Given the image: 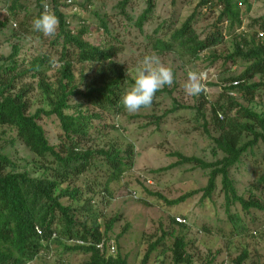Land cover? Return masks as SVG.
<instances>
[{"label": "rangeland", "instance_id": "obj_1", "mask_svg": "<svg viewBox=\"0 0 264 264\" xmlns=\"http://www.w3.org/2000/svg\"><path fill=\"white\" fill-rule=\"evenodd\" d=\"M57 1L71 30L76 31L82 24L86 25L89 31L84 39L91 44L121 48L113 60L123 67L128 79H133L134 70L142 58L153 53L170 66L174 73L172 85L165 86L164 91L154 97L153 105L131 114L124 109L117 113L103 112L99 120H94L95 128L91 129L90 137L78 148L79 151L83 152L87 148L94 152L112 148L123 151L130 148L132 165L119 180L110 181L108 188L104 189L109 170L102 157L94 153L89 168L72 183L82 191L80 199L73 206L82 208L89 200L92 208L90 216L96 217L101 230L106 220L116 218L108 236L116 243V251L126 257L127 264H141L149 244L159 238L163 229L172 228L169 221L176 216L187 219L188 224L183 228L177 225L174 228L176 234H183L187 243L186 251L193 264H202L208 260H213V264H233L232 260L243 250L248 251L243 264H264V211L250 209V214H246L237 203L230 204L227 211L219 178L212 195L201 199L200 189L207 183L208 170H201L191 164L163 169L176 161V157L171 155L173 152L195 156L207 162L223 156L218 149H214L210 137L216 134L210 122L211 108L221 95L224 97L223 83L240 76L247 63L236 58L234 62L218 59L210 64L205 57L213 53H231L235 34L244 31L253 34L259 29L257 26L248 29V24L250 19L264 16V0H248V11L244 5L240 7V27L228 30L226 22H223L220 25L223 42L202 52L201 60H193L174 51L156 53L152 50L149 38L154 35L167 37L170 28L179 26L193 12L196 16L192 27L200 37H204L213 30L212 25L219 12L215 6L197 7L199 0H155L152 12L139 29L135 21L146 8V0H129L125 7L126 16L118 8L121 0H71L78 8V13H72L71 7L64 0ZM11 2L0 0V18L7 19V25L0 32V65L5 64L12 45H17L19 59L28 60L39 54H48L54 66L50 67L47 74L53 78L59 66L60 52L59 46L51 45L56 34L54 37H44L32 30V20L38 12L36 0H19L20 7L15 9L13 15L6 8ZM42 3L48 4L52 10L51 0H42ZM101 20L106 23L107 32L100 27ZM157 27L158 31L154 32ZM89 69V64H76V80L80 73H86ZM190 71L197 72L204 83V91L199 96H189L186 92L185 84ZM26 81L31 80L26 78ZM248 82H264V75H255ZM30 96L31 113L37 108L47 109L41 92L35 90ZM231 97L264 118V88L255 90L252 101H247L237 89L236 95ZM80 101L72 97L69 103L76 105ZM200 102H203V111L209 122L208 134L204 131L203 119L195 109ZM82 108L88 106L82 105ZM89 111H92L91 108ZM39 123L49 143L57 148L61 143L57 118L42 116ZM255 128L257 130L258 126ZM251 137L246 135L244 141ZM0 140L9 142L4 153L13 166L6 171H26L33 178L51 177L61 171L52 157L46 160L35 157L16 136L13 128L1 126ZM263 168L264 144L258 141L252 151H248L230 170V177L239 195L248 197ZM66 184L62 182L60 187ZM261 189L259 186L258 190ZM194 191L198 192L177 204L166 202ZM63 202L69 203L66 198ZM230 213L239 214L249 228L248 235L237 233L229 221ZM60 241H51L46 251L40 252L27 264H79L85 261L86 254L65 248L73 245L71 241ZM172 243V237H165L162 244L150 253L146 264H173Z\"/></svg>", "mask_w": 264, "mask_h": 264}, {"label": "trees", "instance_id": "obj_2", "mask_svg": "<svg viewBox=\"0 0 264 264\" xmlns=\"http://www.w3.org/2000/svg\"><path fill=\"white\" fill-rule=\"evenodd\" d=\"M18 1L12 0L6 7L11 15L20 7ZM128 1L121 0L118 3L120 13L125 16ZM51 4L52 11L59 20L56 36L51 40V45L60 47L56 74L53 78L47 74L50 67L54 66L48 54H39L28 60L19 59V48L12 45L5 64L0 65V127L13 128L16 136L35 157L41 160L52 157L61 171L51 177L40 178H33L26 171H6L8 167L13 166L10 158L4 153L9 142L0 140V264H27L40 252L46 251L51 241L61 243L60 239L89 242L65 247L67 250L87 255L85 261L79 264H127L126 257L118 251L109 254L95 248L94 244L102 239H111L108 233L116 218L106 220L101 230L96 217L90 216L92 208L89 200L82 208L73 206V203L80 199L82 191L72 183L89 168L94 153L102 157L109 170L104 189L108 188L110 181L119 180L122 174L131 168L130 148L123 151L116 148L100 149L95 152L89 148L80 152L78 148L90 137L91 129L95 128L94 120H99L101 113H117L124 109L120 104V97L132 80L126 77L123 67L113 60L121 51L120 47L91 44L84 39L89 28L82 24L76 31L71 30L64 14L59 10L58 1L51 0ZM242 5L248 11V0H199L197 7L215 6L219 9L212 25L213 30L200 37L192 27V21L196 16L193 12L179 26L170 28L167 37L155 35L150 37L152 50L156 53L174 51L193 60H201L202 52L223 42L224 35L220 27L223 22H226L228 30L241 26ZM154 6L155 0H146V8L135 21L139 29L148 19ZM36 7L38 15L44 10L42 0H36ZM6 25L7 19L0 18V32ZM255 26L259 28L257 30H264V16L249 20L248 29H255ZM100 27L107 32L103 20L100 21ZM257 30L253 34H247V31L235 34L231 53L225 55L213 53L205 57L210 64L218 59H223V62L227 60L234 62L236 58L247 63L243 73L235 78L242 82L234 87L244 94L247 101H252L255 90L264 88V82H248L255 75H264V40L255 38ZM157 31L158 27L154 32ZM12 36L15 37L16 34ZM76 64L90 65L89 71L80 73L78 80L74 73ZM26 78L31 81H26ZM223 88L224 97L221 95L211 108L210 121L216 130V134L210 136L214 149H218L223 156L213 162H207L195 156L173 152L171 155L176 157V161L163 169L191 164L201 170H208L207 183L200 189L201 199L212 195L216 190V180L219 178L226 210L230 204L237 203L246 214H250V209L264 211V168L247 198L237 193L230 177L231 168L238 164L248 151H252L258 141L264 144V118L235 102L228 95V90L232 87ZM35 90L45 97L47 109L37 108L31 113L30 95ZM163 91L164 88L155 96ZM72 97L79 98L80 103L70 104L69 100ZM153 103L154 99L151 105ZM82 105L88 106L92 111L88 108L83 109ZM174 109L175 107L172 108ZM195 109L203 119V128L208 134L209 122L203 111V102L196 104ZM68 110L72 112H67ZM42 116H54L58 120L61 143L57 148L49 143L47 134L39 123ZM255 126H258L257 130ZM246 135L252 137L244 141ZM62 182L67 184L60 187ZM259 186L262 188L260 191ZM197 192H190L166 202L177 204ZM64 198L68 199L69 203H64ZM228 218L238 234L250 233L239 214L230 213ZM169 222L172 228L163 229L159 238L149 244L141 264H146L150 253L162 244L165 237L173 238L171 247L173 264H193L190 254L186 251L187 243L183 234L181 232L176 234L174 228V225H177L181 229L186 224L176 222L173 217ZM35 226L40 228L41 234L36 232ZM53 233L56 234L55 238H51ZM247 257L248 251L243 250L232 263L243 264ZM202 264H213V260Z\"/></svg>", "mask_w": 264, "mask_h": 264}, {"label": "clouds", "instance_id": "obj_3", "mask_svg": "<svg viewBox=\"0 0 264 264\" xmlns=\"http://www.w3.org/2000/svg\"><path fill=\"white\" fill-rule=\"evenodd\" d=\"M59 20L55 12L45 6L32 20V30L44 37H54ZM133 79L120 97V104L128 113L149 107L158 91L170 86L174 80L173 69L165 65L156 54L145 55L134 70ZM189 96H199L204 91L200 75L190 71L185 84Z\"/></svg>", "mask_w": 264, "mask_h": 264}, {"label": "built area", "instance_id": "obj_4", "mask_svg": "<svg viewBox=\"0 0 264 264\" xmlns=\"http://www.w3.org/2000/svg\"><path fill=\"white\" fill-rule=\"evenodd\" d=\"M65 3H67L70 7H71V11L72 13H78V8L72 3L71 0H64ZM45 6H47L49 9V5L48 4H45L44 5V8ZM255 38L257 40H260V41H263L264 40V30H257L256 31V36ZM201 55V54H200ZM203 55V54H202ZM242 82V80H239V79H234V80H231L227 83H223V87H229L232 89H229L228 90V95L230 96H235L236 95V90L235 88ZM235 87V88H234ZM147 182H150L149 180H147ZM175 221L178 222V223H181V224H188L187 222V219L184 218V217H181V216H176L175 217ZM35 230L38 234H41V230L38 226H35ZM56 237V234L53 233L51 238H55ZM68 241H71L73 244H89V242H83L81 240H68ZM95 248L98 249L100 252H108L109 254H113L115 253L116 251V245H115V242L113 239H102L101 241H99L98 243H95L94 244Z\"/></svg>", "mask_w": 264, "mask_h": 264}]
</instances>
